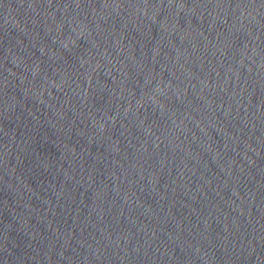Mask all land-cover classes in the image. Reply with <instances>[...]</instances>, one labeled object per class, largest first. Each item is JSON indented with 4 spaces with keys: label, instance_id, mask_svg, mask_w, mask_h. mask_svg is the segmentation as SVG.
Segmentation results:
<instances>
[{
    "label": "water",
    "instance_id": "1",
    "mask_svg": "<svg viewBox=\"0 0 264 264\" xmlns=\"http://www.w3.org/2000/svg\"><path fill=\"white\" fill-rule=\"evenodd\" d=\"M0 264H264V0H0Z\"/></svg>",
    "mask_w": 264,
    "mask_h": 264
}]
</instances>
